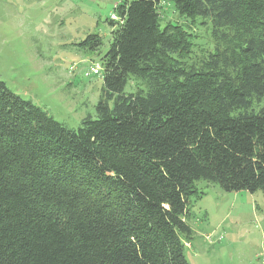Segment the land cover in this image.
I'll use <instances>...</instances> for the list:
<instances>
[{
    "label": "trees",
    "instance_id": "1",
    "mask_svg": "<svg viewBox=\"0 0 264 264\" xmlns=\"http://www.w3.org/2000/svg\"><path fill=\"white\" fill-rule=\"evenodd\" d=\"M160 1L115 7L96 117L77 129L0 81V264H187L197 182L264 196V0H166L210 20L194 63ZM130 76L146 91L124 94Z\"/></svg>",
    "mask_w": 264,
    "mask_h": 264
},
{
    "label": "rangeland",
    "instance_id": "2",
    "mask_svg": "<svg viewBox=\"0 0 264 264\" xmlns=\"http://www.w3.org/2000/svg\"><path fill=\"white\" fill-rule=\"evenodd\" d=\"M123 0H0V81L14 95L47 112L68 129L95 118L101 95L102 74L85 77L91 67L101 68V58L112 41L110 19ZM159 26L180 25L193 44L194 63L201 52H212L209 19L180 16L172 3L158 5ZM89 35L100 37L97 52L80 44ZM72 68V70H70ZM146 91L130 76L124 94ZM190 200L185 240L187 264H264V196L246 191L225 192L217 184L196 183Z\"/></svg>",
    "mask_w": 264,
    "mask_h": 264
},
{
    "label": "built area",
    "instance_id": "3",
    "mask_svg": "<svg viewBox=\"0 0 264 264\" xmlns=\"http://www.w3.org/2000/svg\"><path fill=\"white\" fill-rule=\"evenodd\" d=\"M72 70V68H70ZM101 74V68L98 66L91 67L89 71L85 73V77L99 76Z\"/></svg>",
    "mask_w": 264,
    "mask_h": 264
}]
</instances>
